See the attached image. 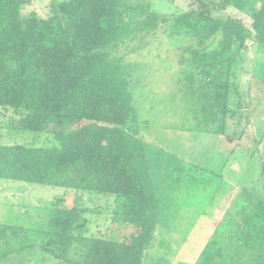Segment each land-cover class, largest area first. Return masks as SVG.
Here are the masks:
<instances>
[{
	"label": "trees",
	"instance_id": "16d2710c",
	"mask_svg": "<svg viewBox=\"0 0 264 264\" xmlns=\"http://www.w3.org/2000/svg\"><path fill=\"white\" fill-rule=\"evenodd\" d=\"M33 2L0 0V132L19 135L0 144V178L63 187L75 198L69 207L57 202L48 230L0 223V264L36 250L41 264H144L160 199L132 75L114 51L172 22L194 43L184 50L192 72L227 91L232 124L253 128L264 0H182L169 15L144 0H50L45 16L24 14ZM86 192L114 197L107 205L120 233L88 234L95 209L84 205ZM257 209L264 220V200Z\"/></svg>",
	"mask_w": 264,
	"mask_h": 264
},
{
	"label": "rangeland",
	"instance_id": "374dc122",
	"mask_svg": "<svg viewBox=\"0 0 264 264\" xmlns=\"http://www.w3.org/2000/svg\"><path fill=\"white\" fill-rule=\"evenodd\" d=\"M49 1L34 0L23 13L45 16ZM144 1L162 15L183 6L182 0ZM172 27L166 21L153 33L138 31L114 51L132 75L138 125L160 199L144 264H264V220L257 209L264 200V87L251 100L254 127L232 124V94L227 101L219 82L192 72L184 50L194 43ZM259 57L264 61V52ZM251 75L264 80V66L257 63ZM18 139L6 128L0 132V144ZM74 196L63 187L0 178V223L48 230L57 202L69 207ZM84 196L90 198L84 205L95 209L88 234L120 233L107 205L114 197ZM40 258L37 250L22 252L1 264H41Z\"/></svg>",
	"mask_w": 264,
	"mask_h": 264
}]
</instances>
